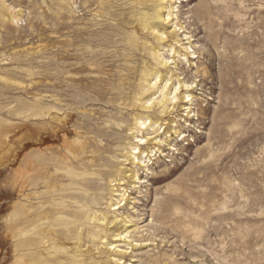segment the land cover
Instances as JSON below:
<instances>
[{"label": "rangeland", "instance_id": "1", "mask_svg": "<svg viewBox=\"0 0 264 264\" xmlns=\"http://www.w3.org/2000/svg\"><path fill=\"white\" fill-rule=\"evenodd\" d=\"M72 11L67 0H0V172L7 167L9 186L16 182L11 155L24 122V154L48 168L60 158L61 141L47 134L32 141L36 99L44 108L57 101L62 110H80L69 127L84 129L71 141L87 139L96 174L129 160L141 138L148 140L138 155L145 167H137L140 181L126 202L106 176L70 190L64 178L54 200L37 188V206H72L52 219L47 232L57 240L38 264H264V0H77ZM73 32L82 40L73 51L102 67L89 73L102 79L101 94L47 86L51 43L59 54L68 35L79 37ZM140 99L156 106L142 110ZM172 103L176 109L166 113ZM137 117L145 122L140 131ZM6 201L0 190V206ZM19 202L10 201L4 215ZM74 215L82 225L68 229ZM64 243H80L82 252ZM2 250L0 264L17 258L3 263Z\"/></svg>", "mask_w": 264, "mask_h": 264}, {"label": "bare ground", "instance_id": "2", "mask_svg": "<svg viewBox=\"0 0 264 264\" xmlns=\"http://www.w3.org/2000/svg\"><path fill=\"white\" fill-rule=\"evenodd\" d=\"M158 1L162 2L163 0ZM76 2L77 0H67L69 14L73 13L72 6ZM7 9V15L9 18L8 21L17 24L20 21L19 15L9 7H7ZM168 19L170 18H164V22H168ZM65 26V28L70 31L72 29V22L67 21ZM149 28L152 29V27ZM182 29L184 28L182 27ZM154 32H156L155 29ZM73 33L79 35V37H73L70 39L71 37L68 35V37H66V39H64L60 44L61 48L59 50V54H57V51H54L57 44L55 42L51 43L48 68L49 72L46 74V77L50 80V84H47V86L50 88L51 92L56 91L59 87H72L74 89H78L80 92L90 89L101 94L103 88L99 87L97 84L103 82L102 79L99 78V76H93L89 73H98L102 71V67L92 58L85 60V53L77 54L73 51L74 46L82 42L80 39V33ZM176 35L177 33L175 31L167 34L158 33L157 38L163 42L169 37ZM76 38L78 41H76ZM177 43H180V41ZM156 56L158 59L162 58L159 52L156 53ZM72 60H81V62H71ZM58 61H62V63L58 64ZM161 64H165L163 60L161 61ZM143 82L147 86L151 87V82L149 81L147 75H145ZM41 86L42 81L36 78L33 83L34 90L37 92ZM185 86L186 85H184V87ZM185 98L189 99V96H184L183 99ZM174 99L175 98L171 101ZM188 101L190 100H186L184 103H187ZM56 102L57 101L48 102V104L53 105L44 108L41 107V99H36L35 117H33V122L31 123L33 128L32 141L36 139V137L46 134L61 141L64 146L62 152L60 153V158L53 157L50 159L51 163L48 168L49 163L45 162L44 164H41L32 152L30 154H24L26 150V137L22 127L28 125L27 122H24L17 133L15 152L11 155L14 159L13 161L17 159V168L15 169L16 182L14 181V183L9 186L8 177H6L7 167L2 166L0 172L1 195L7 200L0 206V212L3 214L0 216V245L3 249L1 252V254L4 255L2 259L3 263L13 260L12 253L17 255V258L11 264H31L32 262L38 264L39 262L41 263L45 260L44 258L49 252V247H46V244L50 246L57 240V238L53 239L49 237L50 235H48L47 232L53 231L52 222L54 218L59 213H65L64 215L67 216V209L69 208L72 210L70 202H65V204H55L54 209L37 206V204L34 203V196L37 193V188H43L46 194L50 195L54 200L53 193L57 190L56 185L60 181L64 180V178L66 182H71V186L68 185L66 187L67 190H70L74 185L90 181L92 182L94 179L104 180V177L106 176L108 177L109 184L115 183V187L117 188H114L113 192H116L115 196H119L121 198L119 202H126L127 198H129V195L127 194L131 184L139 183L140 181L137 167H145V161L141 160L138 155L141 153V150L144 148L143 145L148 140L141 138L136 142L135 147H133L134 152L130 153L129 160L123 159L121 163L119 162L116 165L111 163V166L104 169V172H106L105 176H102V174H96L92 169L95 165V161L97 160L96 155L94 154V156L91 157V160L93 161H86V159L90 158L86 155L89 147V144L87 145L86 143L87 139L83 138V141L79 143V146L75 145L73 141H71V136L80 137L78 130L84 129V124H79L74 130H71L69 127L71 123L76 122L78 119L80 110L71 113L69 112L70 108L65 110L58 108ZM138 102L140 104V109L146 111H150L154 108V106H156V102L152 104L148 101L142 102L141 99L138 100ZM171 105L172 107L165 110L166 113H171L176 109L175 104L172 103ZM59 111H61L60 113H63L64 111L62 117H57ZM135 126L136 128L137 126L139 127V131L145 126V122L142 121V117L135 118ZM108 129L111 128L109 127ZM158 143L163 144L161 141H158ZM81 151L83 152V157H77L76 155H78ZM145 157L149 156L147 155ZM35 158L37 159L36 161H34ZM36 164L39 165L37 166ZM130 164L132 167L128 170L126 167H123ZM61 170L64 171V174H62ZM22 198H25V201ZM16 199H19L20 202L14 206V213L4 215V213H7L8 210L11 209V206H8L9 202ZM59 199L61 200V198ZM23 201L26 203H21ZM116 209L119 208L116 207L114 210ZM82 211L84 212V208H82ZM74 216L78 219L72 218L67 220L68 229L71 225H82L83 216ZM58 220L66 221L64 220V216L59 217ZM48 227H50L52 231L48 229ZM64 246L66 247L68 245L64 243ZM68 248H71L74 253L82 252V249H80V243L68 246ZM42 249L43 254L37 258V253Z\"/></svg>", "mask_w": 264, "mask_h": 264}]
</instances>
